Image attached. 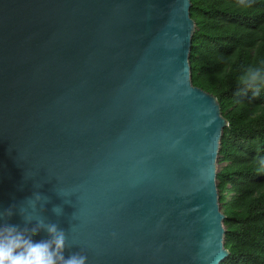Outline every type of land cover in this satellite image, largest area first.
<instances>
[{"label": "water", "instance_id": "95a60500", "mask_svg": "<svg viewBox=\"0 0 264 264\" xmlns=\"http://www.w3.org/2000/svg\"><path fill=\"white\" fill-rule=\"evenodd\" d=\"M190 5L0 0L2 222L55 224L65 256L87 264L228 256L216 179L228 123L191 81Z\"/></svg>", "mask_w": 264, "mask_h": 264}, {"label": "trees", "instance_id": "16d2710c", "mask_svg": "<svg viewBox=\"0 0 264 264\" xmlns=\"http://www.w3.org/2000/svg\"><path fill=\"white\" fill-rule=\"evenodd\" d=\"M190 1L191 81L215 95L228 123L216 171L229 252L220 264H264V85L254 94L238 83L264 62V0Z\"/></svg>", "mask_w": 264, "mask_h": 264}, {"label": "clouds", "instance_id": "9594fccd", "mask_svg": "<svg viewBox=\"0 0 264 264\" xmlns=\"http://www.w3.org/2000/svg\"><path fill=\"white\" fill-rule=\"evenodd\" d=\"M238 83L253 89L255 94L259 86L264 85V62L248 66L239 75ZM59 193L69 196V193L62 188L59 189ZM40 199V194L35 193L28 204L35 209L36 202ZM20 211L25 213L23 207ZM11 214L10 208L0 210V264H87V256L81 253L65 256L66 236L55 224H44L43 220L38 219L36 226L28 229L2 222L4 216ZM25 217L29 220L32 218L27 213ZM41 227L46 229L49 238L34 241L32 235H35Z\"/></svg>", "mask_w": 264, "mask_h": 264}, {"label": "rangeland", "instance_id": "374dc122", "mask_svg": "<svg viewBox=\"0 0 264 264\" xmlns=\"http://www.w3.org/2000/svg\"><path fill=\"white\" fill-rule=\"evenodd\" d=\"M224 163H217L216 165V170L221 167ZM227 199H229V195H227Z\"/></svg>", "mask_w": 264, "mask_h": 264}]
</instances>
